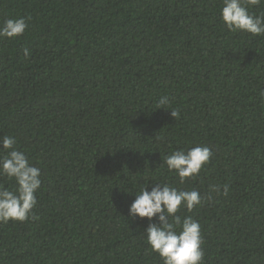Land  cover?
<instances>
[{"label":"trees","instance_id":"16d2710c","mask_svg":"<svg viewBox=\"0 0 264 264\" xmlns=\"http://www.w3.org/2000/svg\"><path fill=\"white\" fill-rule=\"evenodd\" d=\"M221 7L0 0V25L28 22L0 38V137H15L42 180L37 218L0 223V264H163L149 221L128 215L152 181L204 197L220 188L179 213L201 225L203 264H264V36L229 32ZM249 11L264 15V0ZM198 145L211 160L181 184L163 157Z\"/></svg>","mask_w":264,"mask_h":264},{"label":"clouds","instance_id":"9594fccd","mask_svg":"<svg viewBox=\"0 0 264 264\" xmlns=\"http://www.w3.org/2000/svg\"><path fill=\"white\" fill-rule=\"evenodd\" d=\"M262 0H222L221 22L229 32H243L251 36H264V15H253L249 9ZM28 28L27 18H9L0 25V38L14 39L23 36ZM27 59L28 47L22 49ZM264 97V91L260 93ZM169 97L162 96L157 108L165 109ZM174 119H179L178 109L170 110ZM14 136L0 137V178L13 182V187L0 183V223L24 222L36 219L33 209L37 203L36 193L42 180L40 169L29 162L28 156L17 150ZM212 150L207 146H195L187 150L178 149L163 157L162 166L174 173L181 184L196 177L210 162ZM153 182L151 190L146 185L139 187L128 215L149 221L144 239L149 249L156 253L163 264H203L204 251L200 223L191 215L181 216V209L190 213L205 199L211 200L212 193H219L218 186H211L207 197L196 190ZM228 185L223 186L227 196ZM155 218L156 222L152 223Z\"/></svg>","mask_w":264,"mask_h":264}]
</instances>
